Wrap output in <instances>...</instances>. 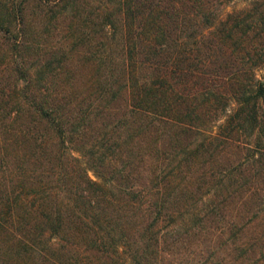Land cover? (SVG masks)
<instances>
[{"label":"trees","instance_id":"trees-1","mask_svg":"<svg viewBox=\"0 0 264 264\" xmlns=\"http://www.w3.org/2000/svg\"><path fill=\"white\" fill-rule=\"evenodd\" d=\"M28 1L0 0V71L11 75L0 86V264L149 263L150 227L171 217L203 154L243 149L242 162L215 167L222 186L233 166L264 170V0H31L32 18ZM59 14L73 18L72 43L42 57V28ZM81 44L99 59L87 93L69 89L60 63ZM116 95V121L86 142ZM183 133L198 141L182 156L155 145ZM115 149L120 165L104 175ZM135 151L150 174L140 184Z\"/></svg>","mask_w":264,"mask_h":264},{"label":"rangeland","instance_id":"rangeland-1","mask_svg":"<svg viewBox=\"0 0 264 264\" xmlns=\"http://www.w3.org/2000/svg\"><path fill=\"white\" fill-rule=\"evenodd\" d=\"M87 1L88 3L83 1L85 9L96 3L95 0ZM37 8L29 0L25 9L28 17H34ZM71 20L73 21V18L69 15L59 14L57 20L47 26L49 30L45 31L46 28H42L43 34L40 38L42 44L38 52H41L42 57L56 50L53 47L60 46L65 49L63 46L72 43V33L70 30L66 31V24ZM35 23L36 20L33 21V24ZM102 39L99 31L94 32L93 42L103 41ZM74 47L69 56L62 54L65 59L60 63L64 66V72L67 70L71 76L69 89L76 91L81 89L87 93L91 91V86L84 88L83 82L94 75L96 61L99 59L96 56L89 57V48L86 44ZM263 72L264 68L258 71V75ZM17 82L22 83V80ZM10 84L11 75L7 71H0V86ZM121 101L118 95L110 98L107 104L110 113L88 122L83 128L81 138L87 139L86 142H92L103 130L110 127L118 117V108H122L124 102ZM38 125L42 126L41 123ZM112 137L110 135L108 139L111 140ZM136 137L137 141H143L139 134ZM134 141L135 138L132 141L133 147L138 149ZM197 141L198 139H192L191 135L183 133L177 139H156L155 145H161L159 148L161 152L166 150L168 156L176 158L182 156ZM127 149H129L127 146L123 147L120 158H123ZM117 150L114 151L116 154L114 157L109 152L111 157L108 156L101 166L104 175L110 173L113 166L120 165ZM137 151L134 153L132 163L133 171L142 174L137 178L140 184L141 181L146 182L150 174L141 171L140 152ZM160 151L157 154L161 156ZM242 151L243 149L237 150L233 145H226L223 150L218 152L214 150L201 156L194 171L190 172L191 181L185 186L181 202L168 210L171 217L161 216L151 225L149 234L151 252L148 255L150 262L145 264H264V170H259L255 165H243L244 163L233 166V178L228 179L231 184L222 186L218 183L219 173L215 168L225 167L227 163L242 162ZM73 153L77 154L76 150H73ZM145 156L146 154H143V157ZM87 175L96 179L90 168L87 169ZM238 175H240L238 181L243 183L241 185L235 181ZM144 203L139 204L134 210L140 223L151 219L152 211L148 210ZM97 254L95 255L98 257L102 256ZM141 259L143 261L144 258Z\"/></svg>","mask_w":264,"mask_h":264}]
</instances>
